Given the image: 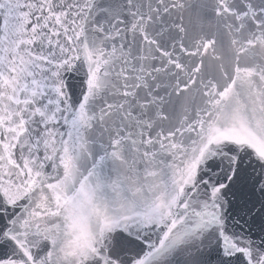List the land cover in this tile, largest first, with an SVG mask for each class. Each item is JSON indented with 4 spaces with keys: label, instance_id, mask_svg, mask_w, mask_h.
I'll return each instance as SVG.
<instances>
[{
    "label": "snow or ice",
    "instance_id": "6c2138e0",
    "mask_svg": "<svg viewBox=\"0 0 264 264\" xmlns=\"http://www.w3.org/2000/svg\"><path fill=\"white\" fill-rule=\"evenodd\" d=\"M0 264H264V0H0Z\"/></svg>",
    "mask_w": 264,
    "mask_h": 264
}]
</instances>
